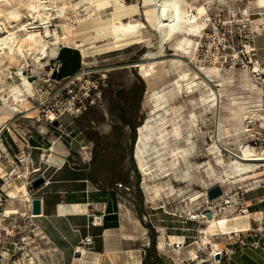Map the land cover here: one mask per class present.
Wrapping results in <instances>:
<instances>
[{
  "label": "rangeland",
  "instance_id": "374dc122",
  "mask_svg": "<svg viewBox=\"0 0 264 264\" xmlns=\"http://www.w3.org/2000/svg\"><path fill=\"white\" fill-rule=\"evenodd\" d=\"M33 1L36 0H0V34L6 29L18 30L21 25L34 20L36 12L30 7ZM42 1L54 6L65 7L64 18L58 17L56 11L50 18V25L57 31V34L67 36L64 28L57 25H65L71 30L67 41L59 51L61 54H57V58L61 59L60 62L63 61V68L58 72L59 76L70 70L68 65L70 58L73 59L78 55L80 64L85 70L89 68L103 76V104L92 107L79 116L74 125L81 126L84 134L93 143L111 142L121 145L118 162L119 165L127 168L129 175L133 178V189L130 196L134 199L137 214L148 228L149 242L144 257L150 247L156 254L158 252L155 247V226L159 223L167 222L177 225L187 229L186 232L193 233V236L197 235L199 227L205 225L206 222H203L199 216L193 219L190 213L196 212L200 215L203 211L204 196L207 200L208 188L220 184L224 191L228 187L236 190L238 186L244 185L241 179L232 180L226 176L227 173H231L232 162L235 160L234 155L238 154V146L246 144L256 148L257 151L264 150V145L259 144L264 140V119L260 118L264 117V97L257 95L255 90L257 84L254 82L250 69L242 68L241 65L229 67L228 64H218V61L222 59L221 56L213 57L208 50L205 51V48H199L195 53L198 62L192 61L188 65L190 68L188 76L184 79L179 78L180 70L171 69L168 62L160 60L174 53L175 39L169 40L163 46V52H159V34L154 30L152 23L146 19L140 0ZM247 6H249L247 14L244 15L243 10ZM15 13L18 14L17 18L12 16ZM261 16L264 17V7L258 4L257 0H214L206 4L205 17L208 19L221 18L226 21L240 19L239 24L232 23L231 25L242 28L240 39L246 41L247 45L249 41H252L251 46L248 45L250 49L244 51L245 54L240 58L245 62L246 60L248 62L257 61L264 65V24L258 20ZM95 22L109 23L113 28L143 22L145 25L142 33L144 41L128 48L96 54L98 51H93L92 45H104L111 39L96 42L97 39L88 32ZM205 22L210 25L208 20ZM209 29L211 26L208 27ZM253 31L256 33L254 38H251ZM24 33L23 30L16 31L17 38L24 37ZM75 39L85 44L86 54H93V56L84 58V53L76 46ZM148 50L157 52V54L152 59L155 61L154 72L146 78L137 66L131 64L140 60ZM30 57L32 55L29 56V62L32 64L33 60ZM199 63L202 64L199 66ZM36 66V68L32 65L25 67L24 74L32 81L34 87L35 95L30 98V103L36 110L31 116L36 114L44 120L37 110L38 101L42 97L41 93L36 90L39 86H44V79L58 66V62L57 60L43 61V65L36 64ZM201 66L204 69L200 70L202 74H199L198 81L206 77L212 87L220 91V97L217 107L211 112H207L204 108L197 111L196 126L192 130L189 114L191 109L187 100L196 95L204 96L207 87L199 85L197 91L192 94L183 89L186 81L193 77L195 69ZM212 66L221 69L219 74L205 76V68L209 69ZM17 71L18 65L10 63L9 58L1 54L0 103L4 93L2 89L19 82ZM176 82L181 85L182 92L174 88ZM58 86L59 84L55 83L54 89ZM44 96L46 95H43V98ZM26 113L16 114L13 119L20 116L17 123L20 126H27L29 115ZM178 119L179 137L174 131ZM69 121L68 116L61 118L62 123ZM147 121L149 122L147 132L151 141L145 144L144 152L151 166V177L144 181L143 174L138 167L135 149L139 129L144 127ZM160 129L163 132L160 133ZM224 129L229 130L232 135L225 137ZM214 138H218L225 150L210 154L207 149L213 142L212 140H215ZM257 140L258 143L254 145ZM165 144L168 146L162 148ZM177 149H181L179 159L169 154L176 152ZM166 152L168 155L164 154ZM158 155H162L165 159L156 163ZM257 173L258 164L254 163L253 171L244 173L242 176ZM223 176L227 178L225 182ZM177 208L179 211L175 219ZM17 221L13 222L17 223ZM22 225L21 228H23ZM22 230L30 231L28 228ZM23 234L25 235L26 232ZM200 258V255L195 257V259ZM207 264H213L212 260H209ZM216 264L224 263L217 262Z\"/></svg>",
  "mask_w": 264,
  "mask_h": 264
},
{
  "label": "crops",
  "instance_id": "0c3cea01",
  "mask_svg": "<svg viewBox=\"0 0 264 264\" xmlns=\"http://www.w3.org/2000/svg\"><path fill=\"white\" fill-rule=\"evenodd\" d=\"M19 118L7 124L9 131L3 126L0 134V187L20 195L6 206L16 232L11 240L27 237L29 231L23 228L39 229L56 248L55 255L62 264H143L148 228L130 196L133 178L118 162L121 145L93 143L74 123L67 128L75 136L70 139L62 135V127L48 124L36 114L29 116L27 126H20ZM28 152L34 164L48 165V183L36 189L13 176L27 166ZM19 158L24 159L22 163ZM257 164L258 173L245 176L244 185L236 190L228 187L220 199L208 201L215 216L225 217L227 225L234 227L232 232L215 231L210 242L203 244L200 231L193 236L177 225L159 223L155 226L157 264H207L212 246L216 251L229 245H233L229 264H264V203L260 201L264 199V162ZM32 198L40 199L39 214H31ZM99 214L101 222L92 226L90 221ZM86 237L91 240L88 244ZM237 237L244 246L238 245ZM159 241L168 242V248L160 249ZM254 241L261 246L252 248ZM11 250V243H0L3 257L7 258L5 252ZM192 251L201 258L195 259Z\"/></svg>",
  "mask_w": 264,
  "mask_h": 264
},
{
  "label": "bare ground",
  "instance_id": "6f19581e",
  "mask_svg": "<svg viewBox=\"0 0 264 264\" xmlns=\"http://www.w3.org/2000/svg\"><path fill=\"white\" fill-rule=\"evenodd\" d=\"M214 0H140L142 7L144 8V15L148 19L154 30L159 34L160 53L163 52V46L171 39L174 40V53L168 57H162V61L168 62V66L174 70H180L179 78L184 79L189 73V64L196 59V49L203 38L202 31L208 24L206 20V4L213 2ZM257 3L264 7V0H257ZM31 9L36 12L35 19L27 24H23L18 30L6 29L0 34V55H5L9 58L10 63H16L18 65L19 82L4 87V93L2 94V101L0 103V129L13 120L16 114L26 113L31 116L32 112L36 110L31 105V100L34 94V87L32 81L24 74V68L30 65L36 68V64L43 65V61L54 60L59 53L62 45L67 41V36L71 30L65 25H57L64 28L67 36H59L57 31L50 25V18L53 12L58 13V17L65 16V7L54 6L51 3H47L42 0H36L30 3ZM247 6L243 12L247 14ZM33 14V13H32ZM13 17H18L15 13ZM264 24V17L258 19ZM145 25L143 22H137L128 24L119 28L111 27L109 23H93L88 32L92 37L97 39L96 42L111 39L110 42L100 45H92L93 51H98L96 54L108 53L118 49L128 48L136 44H140L144 41L143 29ZM25 31L24 37L17 38L16 31ZM76 46L84 53V58L91 57L93 54H86L85 44L75 39ZM157 52L148 50L144 53L140 60L134 61L131 65L137 66L141 73L146 77H150L154 72L155 61L152 59ZM33 60L32 64L29 62ZM188 61H187V60ZM199 63L198 65L200 66ZM204 67H199L193 72V77L186 81L184 84L185 92L192 94L197 91L199 85L207 87V92L204 96L196 95L193 98L187 100L190 107V121L192 130L196 126L197 111L200 108H204L207 112H211L215 109L219 103L220 91L215 90L210 81L206 77L198 81L200 70ZM199 70V71H198ZM221 69L217 66L212 68H205V76L211 74H219ZM210 73V74H209ZM202 74V73H201ZM204 76V75H203ZM1 80V76H0ZM174 88L178 92H182L181 85L176 82ZM215 113V112H214ZM264 119L263 116L260 117ZM148 121L139 129L138 140L136 143V158L138 167L143 174V180H147L151 177L150 164L145 156V144L151 141V137L148 136ZM174 127L175 135L179 137L180 124L179 119L176 121ZM225 137H230L232 134L229 130L224 129ZM246 130V129H245ZM163 132V130H159ZM224 138V137H223ZM213 142L208 146V152L210 154L220 153L225 150L219 143L218 138H214ZM165 144L162 148H166ZM157 148L156 146L154 147ZM238 154H233L235 160L232 162L231 173H227L229 179L232 180H244V173L252 172L254 169V163L264 162V150L257 151L256 148L246 144L238 146ZM168 155V152L164 153ZM170 155L180 158L181 149H177L176 152H170ZM180 154V155H179ZM162 155H158L156 160L158 162L163 161ZM220 160V159H219ZM227 180L224 178L223 181ZM225 182V181H224ZM25 188H22L24 190ZM12 192V191H10ZM13 194V192L11 193ZM15 194V193H14ZM205 207L203 211L199 213H190L193 219H197L198 216L205 226L199 229L201 233V240L203 244L210 242L209 239L215 234V231L222 233H231L233 226L227 225L225 217H216L214 208L205 198ZM205 210H209L212 213V219L208 220L205 216ZM98 223L99 221L96 220ZM26 243L31 251V254L35 256L37 264H62V262L56 257V248L48 241L46 236L39 229H30L26 237ZM169 244L166 241H159L158 247L160 249L168 248ZM209 249L210 260L213 264L218 261L212 257V253L215 252L214 247ZM195 252L192 251V255L195 256Z\"/></svg>",
  "mask_w": 264,
  "mask_h": 264
},
{
  "label": "built area",
  "instance_id": "2783aa9c",
  "mask_svg": "<svg viewBox=\"0 0 264 264\" xmlns=\"http://www.w3.org/2000/svg\"><path fill=\"white\" fill-rule=\"evenodd\" d=\"M208 21L210 22V25H208L211 26V29L208 30L209 26L203 29V38L197 49L205 48V51L208 50L211 56L216 58L221 56L222 59L218 61V64H228L229 67L241 65L242 68H249L254 82L257 84L255 86L257 95L264 97V65H261L257 61L248 62L246 60L245 62L240 58L245 54L244 51L250 49L248 45L251 46L252 44V41H249L247 45L246 41L240 39L242 36L241 27H233L231 25L232 23H234V25L235 23L239 24L240 19H229L226 21L221 18H209ZM257 29L259 30V26ZM254 31L250 35L251 38H254L255 33L257 32ZM54 60H57L58 66H56L52 72H50V75L44 79V86H39L36 90L41 93L42 97L38 101L37 110L48 124L57 122V127L63 128L62 135L69 137L70 139H75V136L72 135V131H69L67 128L89 109L103 104V76L96 74L97 72H94L92 69L87 68L85 70L84 66L82 67L80 64V67L76 72L63 77H58L60 63L57 56ZM49 77H51V79ZM55 83L59 84L56 89H54ZM43 95L46 96L43 98ZM258 102L261 101L258 100ZM63 116H68L70 118L69 124L65 126H62L60 121ZM3 129L9 131L11 127L5 125ZM3 129L0 130V134ZM257 143L258 140L254 142V145ZM259 144L264 145V140L262 143L259 142ZM26 156L27 166L21 171L16 172L13 176L22 178L25 185L29 188H32V181L39 177L44 179L42 185L48 183V180L46 179L48 165L46 163L34 164L29 152ZM23 160V158L18 159L20 163H22ZM11 193L12 192L9 190H4L0 187V243L3 242L6 244L9 242L12 244L11 252H5L8 255L7 258L0 255V264H37L36 258L31 254L26 243V236L21 237L18 240H11V238L15 237L16 232L14 231L15 229L11 227L12 224L9 222V214L6 211V206L13 199L20 198V195L16 196V194ZM260 201L264 203V199H261ZM101 218V214L95 215L90 221V224L96 226L101 222ZM96 220L99 222L97 223ZM84 241L88 244L91 240L86 237ZM236 241L238 242V245H245L242 243L240 237H237ZM251 246L252 248L257 249L261 246V243L259 241H254L251 243ZM232 250L233 245H229L224 249H219L213 252L212 257L217 259L218 263L229 264L228 256ZM216 254L219 255L218 258H216ZM198 255H200V253L197 254L196 252L195 256Z\"/></svg>",
  "mask_w": 264,
  "mask_h": 264
},
{
  "label": "water",
  "instance_id": "95a60500",
  "mask_svg": "<svg viewBox=\"0 0 264 264\" xmlns=\"http://www.w3.org/2000/svg\"><path fill=\"white\" fill-rule=\"evenodd\" d=\"M53 125L57 126V122H54ZM44 179L42 177L36 178L32 181V188H39L42 186ZM223 195V189L220 184H215L212 187L208 188L206 191V197L209 202H213L214 200L222 197ZM40 213V199L39 198H32L31 200V214L36 215ZM205 216L208 218V220L212 219V213L209 210H205L204 212ZM78 256V254H77ZM219 255L216 254V258H218Z\"/></svg>",
  "mask_w": 264,
  "mask_h": 264
},
{
  "label": "trees",
  "instance_id": "16d2710c",
  "mask_svg": "<svg viewBox=\"0 0 264 264\" xmlns=\"http://www.w3.org/2000/svg\"><path fill=\"white\" fill-rule=\"evenodd\" d=\"M61 54V52H59V55ZM60 58L58 57V61H59V63H60V68H59V72H60V70L63 68V61H62V63L60 62ZM80 59H79V55L78 56H76L75 58H70V60H69V66H70V70H68L64 75H62V76H59V74H58V77H63V76H66V75H70V74H72V73H74V72H76L77 70H78V68L80 67ZM98 140H100L99 138H98ZM152 243H154V242H152ZM152 247H154L153 246V244H152ZM158 261H159V258L157 257V254H156V252L153 250V248L151 249V247L148 249V251H147V254H146V256L144 257V259H143V264H157L158 263Z\"/></svg>",
  "mask_w": 264,
  "mask_h": 264
}]
</instances>
